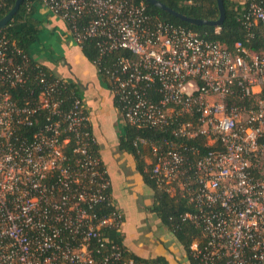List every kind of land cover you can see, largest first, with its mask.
<instances>
[{
	"label": "built area",
	"instance_id": "2783aa9c",
	"mask_svg": "<svg viewBox=\"0 0 264 264\" xmlns=\"http://www.w3.org/2000/svg\"><path fill=\"white\" fill-rule=\"evenodd\" d=\"M26 2L27 9L40 4L61 19L80 48L95 42L93 64L127 127L204 137L213 148L201 155L173 140L134 142L149 150L157 187L192 206L183 219L204 239L190 246L192 258L264 264V47L253 52L236 42L231 52L155 21L135 0ZM239 20L264 28V0H250ZM8 42L0 31V264H144L126 258L123 244L108 235L121 236L124 219L93 150L84 101L62 109L68 81L43 73L36 91L15 97L28 75L10 57ZM119 51L126 55L101 66ZM104 204L112 210L99 215L94 209Z\"/></svg>",
	"mask_w": 264,
	"mask_h": 264
},
{
	"label": "trees",
	"instance_id": "16d2710c",
	"mask_svg": "<svg viewBox=\"0 0 264 264\" xmlns=\"http://www.w3.org/2000/svg\"><path fill=\"white\" fill-rule=\"evenodd\" d=\"M26 1L28 0H24L19 11L7 24L6 28L0 30L1 33L6 35L9 41L10 57H12L16 63L22 64L26 75H28L27 83L23 89H18L13 92L15 97H21V95L26 96L32 90L36 91L39 85L38 78L40 73L52 77L45 67L32 60L29 55L32 44L37 40L39 22L34 16L35 5L27 9ZM135 1L143 3L146 7V11L155 21L169 23L196 32L208 40L223 45L231 52L235 50L234 45L236 42H240L246 50L253 52H260L264 47V28L262 24L257 23V25L247 27L243 21L239 20L242 8L246 6L250 0H244L241 2L223 0L225 16L219 27L191 25L167 14L157 7L143 2L142 0ZM158 1L190 18L215 21L219 17L216 0ZM255 1L261 2L262 0ZM14 2L15 0H0V19L10 11ZM216 28H219V30L216 31ZM81 49L89 61L94 62L97 59L98 53L94 41L85 42ZM15 50H19V53H16ZM124 54L126 55L125 52L119 51L112 53L108 57L102 58L101 66H108L110 61H115ZM23 55L27 56L26 59L22 58ZM79 97L80 94L77 91V87L68 82V85L63 92H61L59 97L63 100L61 108L66 110L72 105L74 99ZM159 98L160 96L158 95L154 96L155 101ZM186 119V117L180 118L181 121ZM35 130V128H30L27 129V132L33 133ZM137 138L146 139L153 143H161L165 139L173 140L177 143L180 142L188 148L197 147L200 150L201 155L206 154L213 148L206 145L204 137L193 139L175 138L171 135L170 130H158L150 127L135 128L128 126L124 129L123 135L119 138V149L134 157L136 169L142 176L144 184L153 192V204L151 205L153 213L159 219L160 223L171 232L177 242L183 247L190 264H198V262L191 256L190 246L193 242L203 241L204 239L198 227H196L191 221L183 219V216L186 213H193V208L187 203L186 199L177 192H170L166 191L164 188L160 189L157 187L155 180L150 177V167L145 162L146 155H149L145 153L149 150L142 152V150L135 147L134 142ZM93 150L96 151L97 148L95 147ZM94 210L99 215L108 214L112 210V207L104 204L96 207ZM108 235L115 243L119 245L122 244V236L111 230L108 231ZM125 257L132 258L137 262L142 261L144 264H168L165 259L160 257L153 260H142L129 252L125 253Z\"/></svg>",
	"mask_w": 264,
	"mask_h": 264
},
{
	"label": "crops",
	"instance_id": "0c3cea01",
	"mask_svg": "<svg viewBox=\"0 0 264 264\" xmlns=\"http://www.w3.org/2000/svg\"><path fill=\"white\" fill-rule=\"evenodd\" d=\"M34 16L39 32L29 55L52 76L75 85L84 101L111 196L123 214V246L142 260L160 257L168 264H190L183 247L153 213V192L144 184L134 157L119 149V138L127 126L108 85L72 40L61 19L40 4H35ZM148 159L146 155V164Z\"/></svg>",
	"mask_w": 264,
	"mask_h": 264
},
{
	"label": "water",
	"instance_id": "95a60500",
	"mask_svg": "<svg viewBox=\"0 0 264 264\" xmlns=\"http://www.w3.org/2000/svg\"><path fill=\"white\" fill-rule=\"evenodd\" d=\"M142 1L152 5L154 7L159 8L160 10L166 12L167 14H169V15H171V16H173V17H175L181 21H184L188 24L195 25V26L208 25V26L219 27L222 24L224 16H225L223 0H216L217 9L219 12V17L215 21H208V20H201V19L187 17V16L173 10L172 8L167 7L166 5H164L163 3H161L158 0H142ZM23 2H24V0H15L14 5L10 9V11L3 18L0 19V29L6 28L7 24L13 19V17L19 11Z\"/></svg>",
	"mask_w": 264,
	"mask_h": 264
},
{
	"label": "rangeland",
	"instance_id": "374dc122",
	"mask_svg": "<svg viewBox=\"0 0 264 264\" xmlns=\"http://www.w3.org/2000/svg\"><path fill=\"white\" fill-rule=\"evenodd\" d=\"M235 2H238L239 0H234ZM241 1H244V0H241Z\"/></svg>",
	"mask_w": 264,
	"mask_h": 264
}]
</instances>
